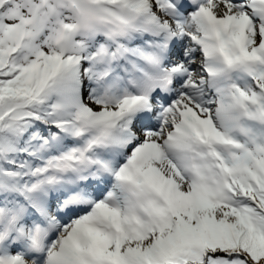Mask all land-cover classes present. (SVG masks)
Wrapping results in <instances>:
<instances>
[{
  "label": "snow or ice",
  "instance_id": "6c2138e0",
  "mask_svg": "<svg viewBox=\"0 0 264 264\" xmlns=\"http://www.w3.org/2000/svg\"><path fill=\"white\" fill-rule=\"evenodd\" d=\"M0 264H264V0H0Z\"/></svg>",
  "mask_w": 264,
  "mask_h": 264
}]
</instances>
